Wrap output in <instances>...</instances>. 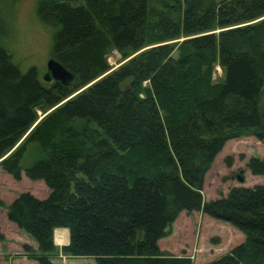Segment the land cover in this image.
Returning <instances> with one entry per match:
<instances>
[{
	"label": "trees",
	"instance_id": "obj_1",
	"mask_svg": "<svg viewBox=\"0 0 264 264\" xmlns=\"http://www.w3.org/2000/svg\"><path fill=\"white\" fill-rule=\"evenodd\" d=\"M36 5L53 29L50 56L73 77L43 86L0 45V165L48 189L41 199L21 192L6 206V219L36 244L30 258L52 264V230L66 228L61 250L95 264H190L162 254L157 240L180 211H201L244 234L207 264H264V181L207 201L200 195L227 140L252 136L264 146V0ZM110 49L124 57L142 50L107 72ZM216 62L223 78L213 83ZM51 107L35 122L36 108ZM28 145L36 156L21 166ZM248 168L264 175V157H251Z\"/></svg>",
	"mask_w": 264,
	"mask_h": 264
},
{
	"label": "rangeland",
	"instance_id": "obj_2",
	"mask_svg": "<svg viewBox=\"0 0 264 264\" xmlns=\"http://www.w3.org/2000/svg\"><path fill=\"white\" fill-rule=\"evenodd\" d=\"M36 4L37 0H0V45L19 71L25 72L32 67L37 80L43 86L49 87L53 81H44L42 77L45 73L46 60L50 57L53 29L39 19L36 13ZM218 30L215 29L214 32ZM182 39L184 37L164 43L177 45ZM141 50L129 52L126 57L121 56L115 49L108 50L106 61L110 68L107 72L137 55ZM177 52L174 48L172 55L176 56ZM222 78L223 71L216 62L212 66L211 81L218 83ZM127 84L126 81L124 86ZM145 85V82L141 83L142 87ZM84 88L77 89L65 99ZM54 107L36 108L37 119L35 122ZM18 143L4 157L11 154ZM35 150L33 145H28L19 164L25 166L31 162L36 156ZM251 157H264V146L260 141L252 136L227 140L214 155L204 173L200 190L202 201L225 196L228 190L234 186H252L262 183L264 175L252 174L248 168V161ZM21 192H28L41 199L47 195L48 189L41 180L26 178L22 170L19 180H14L0 165V264H37L30 258L31 253L36 252L35 242L6 219V206ZM51 239L53 243V232ZM243 240L244 234L227 222L211 218L201 211L189 213L180 211L164 229L163 235L157 240V246L164 255L187 257L190 264H207ZM23 245H27L32 251L26 252ZM53 245L54 250L49 254L52 264H95L91 257L72 256L62 251L61 247L66 245L65 243L63 245L53 243Z\"/></svg>",
	"mask_w": 264,
	"mask_h": 264
},
{
	"label": "water",
	"instance_id": "obj_3",
	"mask_svg": "<svg viewBox=\"0 0 264 264\" xmlns=\"http://www.w3.org/2000/svg\"><path fill=\"white\" fill-rule=\"evenodd\" d=\"M73 74L64 68L56 59L50 56L45 63V73L43 74V80H53L55 82L66 83L70 81Z\"/></svg>",
	"mask_w": 264,
	"mask_h": 264
},
{
	"label": "bare ground",
	"instance_id": "obj_4",
	"mask_svg": "<svg viewBox=\"0 0 264 264\" xmlns=\"http://www.w3.org/2000/svg\"><path fill=\"white\" fill-rule=\"evenodd\" d=\"M53 239L55 242H58L60 244L66 243L67 239V231L66 229L57 228L53 232Z\"/></svg>",
	"mask_w": 264,
	"mask_h": 264
},
{
	"label": "crops",
	"instance_id": "obj_5",
	"mask_svg": "<svg viewBox=\"0 0 264 264\" xmlns=\"http://www.w3.org/2000/svg\"><path fill=\"white\" fill-rule=\"evenodd\" d=\"M55 229H57V228H54L53 230H52V232H54V230ZM66 229V228H65ZM66 231H67V229H66ZM68 233V232H67ZM54 234V233H53ZM67 239H68V235H67ZM67 242H68V240L66 241V243L65 244H67ZM53 243L55 244V245H60L58 242H55V241H53ZM64 243H62L61 245H63Z\"/></svg>",
	"mask_w": 264,
	"mask_h": 264
}]
</instances>
